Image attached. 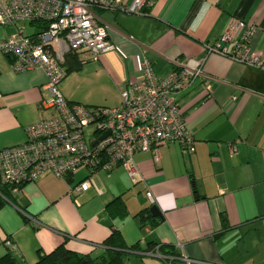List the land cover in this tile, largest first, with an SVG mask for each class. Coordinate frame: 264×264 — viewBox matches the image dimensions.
Masks as SVG:
<instances>
[{"label": "crops", "instance_id": "1", "mask_svg": "<svg viewBox=\"0 0 264 264\" xmlns=\"http://www.w3.org/2000/svg\"><path fill=\"white\" fill-rule=\"evenodd\" d=\"M152 2L143 14L96 10L116 49L87 63L70 57L61 90L73 102L116 106L141 77L144 57L160 75L188 58H205V75L177 95L197 150L186 154L178 142L162 144L159 163L153 153L138 152L146 177L140 183L118 166L66 178L47 173L22 184L0 209V255L12 251L35 264L40 253L66 243L97 257L112 248L105 242L117 230L115 246L127 264H169L147 253L158 247L174 251V264H184L182 253L207 264H264V69L208 49L238 18L233 35L241 39L247 24H257L251 46L264 53V0ZM14 31L0 25V42ZM47 81L41 68L14 69L0 49V149L26 142L27 126L53 113L41 104ZM87 177L90 189H73ZM153 205L162 217L152 214Z\"/></svg>", "mask_w": 264, "mask_h": 264}, {"label": "built area", "instance_id": "2", "mask_svg": "<svg viewBox=\"0 0 264 264\" xmlns=\"http://www.w3.org/2000/svg\"><path fill=\"white\" fill-rule=\"evenodd\" d=\"M152 4V0H134L129 5L121 0H0V25L15 27V32L0 42V49L10 56L19 72L32 68L45 71L48 94L41 104L53 111L27 126L26 142L0 149L1 185H14L15 190L47 173L66 178L81 169L112 171L118 166H124L133 181L140 183L146 177L135 159L138 152L153 153L154 161L159 163L162 144L178 142L186 154L197 150L195 135L181 112L177 95L205 75V58H188L178 68L160 75L152 61L144 57L141 77L123 89L122 103L116 106L73 102L61 90L69 54L87 63L116 49L109 26L99 19L96 10L143 14ZM241 22L234 19L208 49L264 69V53L251 46L259 27L247 24L243 37L237 40L233 31ZM231 42L233 48L228 46ZM207 88L211 90V84ZM230 148L232 153L238 149L234 144ZM92 186V177H87L73 189L86 191ZM147 195L152 203L156 202L152 189ZM158 251L159 247L147 253L168 261L175 259L172 254ZM178 257L184 264H207L186 253Z\"/></svg>", "mask_w": 264, "mask_h": 264}, {"label": "trees", "instance_id": "3", "mask_svg": "<svg viewBox=\"0 0 264 264\" xmlns=\"http://www.w3.org/2000/svg\"><path fill=\"white\" fill-rule=\"evenodd\" d=\"M70 57H76L74 54H69L66 64H68V59ZM70 70V68L68 69ZM14 185H1L0 184V209L5 206L9 201H13ZM124 212L127 213V210L124 208ZM143 212L138 213L136 216L142 218ZM118 231L115 230L106 240V244L111 246L105 253L97 257H92L90 255H82L66 246V243H63L57 246L53 251L49 253H40L39 260L35 264H85L84 261L88 260L87 264H127L124 257V253L118 250L115 246V240L118 238ZM164 248V247H163ZM170 254L174 251H169ZM168 253V252H167ZM173 255V254H172ZM176 256V255H174ZM175 260V259H174ZM174 260L169 259L167 262L169 264H174ZM0 264H26L23 259L15 255L12 251H8L3 255H0Z\"/></svg>", "mask_w": 264, "mask_h": 264}, {"label": "water", "instance_id": "4", "mask_svg": "<svg viewBox=\"0 0 264 264\" xmlns=\"http://www.w3.org/2000/svg\"><path fill=\"white\" fill-rule=\"evenodd\" d=\"M108 134H109V132H108V133H105V134L102 136V138H104V137H105L106 135H108ZM151 212H152V214H153L155 217H162V213H161V210H160V208H159L158 205H153V206L151 207ZM84 263L87 264V263H89V261H88V260H85ZM90 264H92V263H90Z\"/></svg>", "mask_w": 264, "mask_h": 264}, {"label": "rangeland", "instance_id": "5", "mask_svg": "<svg viewBox=\"0 0 264 264\" xmlns=\"http://www.w3.org/2000/svg\"><path fill=\"white\" fill-rule=\"evenodd\" d=\"M31 30H32V27L29 26L28 31H31ZM14 32H15V31H14ZM80 171H81V170H80Z\"/></svg>", "mask_w": 264, "mask_h": 264}]
</instances>
